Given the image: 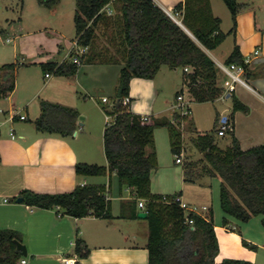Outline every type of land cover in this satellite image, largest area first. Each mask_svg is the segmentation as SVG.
<instances>
[{"label":"trees","instance_id":"16d2710c","mask_svg":"<svg viewBox=\"0 0 264 264\" xmlns=\"http://www.w3.org/2000/svg\"><path fill=\"white\" fill-rule=\"evenodd\" d=\"M38 1L41 6L52 9L61 0ZM223 1L231 11L234 24L230 32H234L237 16L246 4L238 0ZM108 6L113 14L108 13ZM174 13L183 16L179 21L191 34L155 0H76L77 40L80 45L89 47L83 64L122 65L120 86H123L121 103L116 102L111 111L105 107V112L115 116L104 134L108 166L80 162L76 165V173L79 176L115 174L121 189L127 186L134 191L135 200L129 202L130 206H137L140 199L147 201L149 262L146 264H256L237 259L217 263L220 245L213 213H209L208 219L191 213L195 222L193 230L186 223V213L178 202H166L164 195L151 191L152 174L159 166L156 128H168L171 150L175 155L186 152V143L181 130L170 118L155 117L144 121L142 115L131 110L132 79H154L164 65L183 67L191 70L185 73L184 79L195 102H215L226 93L219 83L220 68L207 52L216 49L227 37V33L221 30V18L213 14L211 0H184L175 7ZM101 37L106 39V44ZM227 63L242 65L250 73L237 46ZM41 66L45 74L57 76H73L79 68L70 60L61 64L42 63ZM16 70L15 63L0 68V96H7L15 90ZM127 97L131 101L129 104L124 103ZM231 101L232 116L238 111L250 112L249 106L234 94ZM219 116L214 129L208 132L198 131L191 116L185 118L190 142L203 153V157L184 161V181L198 183L204 177L220 178L223 210L242 221H249L253 216L264 215V144L243 150L235 133L229 131L230 143L225 148L220 147L217 138L221 123ZM79 117L80 112L75 108L43 100L41 115L34 123L41 133L72 136L77 131ZM174 118L182 117L176 112ZM232 119L228 122L233 125ZM21 196L29 206L42 209L60 207L66 215L79 219L90 215L113 218L106 185H78L72 192L58 194L24 190ZM132 214L133 217L138 215L136 210ZM18 241L23 242L22 233L0 229V264H20L23 256L18 251ZM75 246L80 258L89 254L90 249L83 239L78 238Z\"/></svg>","mask_w":264,"mask_h":264},{"label":"crops","instance_id":"0c3cea01","mask_svg":"<svg viewBox=\"0 0 264 264\" xmlns=\"http://www.w3.org/2000/svg\"><path fill=\"white\" fill-rule=\"evenodd\" d=\"M182 1L184 0H155L159 6L175 19L177 18L175 17L174 9ZM238 1L239 3L246 4V7L237 16L236 30L230 32L234 24L232 20V23L227 26L228 28L224 32L227 33L226 39L215 49L225 57V62L215 59L212 55V50H207V52L217 64L218 62L227 63L228 58L237 46L243 58H249L250 60L248 63L250 73L248 74L245 71L243 75L246 84L238 83L235 90L231 93L228 92L231 81L220 70L219 83L226 89V93L214 102V104L222 103L223 105L221 109L217 110V113L220 115V122L223 123L233 118V132L240 140L242 149L248 150L264 144V0ZM211 3L214 12L215 2L212 0ZM107 11L109 14L114 13L111 6L107 7ZM224 19H221L222 25L225 23ZM100 40L104 42L103 44H106L105 38L101 37ZM71 50L72 47L65 53L63 62L68 59ZM256 51H259V53L256 54ZM84 64L82 65L85 67L86 64ZM94 64L97 63L89 65ZM100 65L112 66L113 64ZM119 67L122 69V65ZM167 68L165 69L163 66L154 79H132L130 85V98L132 102L130 103V107L133 112L142 116L147 115L150 118L167 117L170 119L178 112L180 98L183 97L185 99L186 97L185 89H187V86L184 75L191 70L184 69L181 79L180 75L176 73L178 68ZM81 71L82 69H79L73 76H57L54 74L47 76L46 73V81L43 86L35 89L30 98L19 106L17 68L15 90L7 96H0V100L5 105L3 112H1L3 113V117L0 122V229H14L22 233L23 237H27L28 241L23 239V243L28 248V256L32 255L35 259L31 261L23 257V259H26V264H39L37 262L49 258H53L60 264H64V258H74L81 264H146L149 262L147 219H143L146 242H143L145 245L142 244V250H139L140 247L137 246L139 244L137 233L139 232L113 233V231H102L95 236H87L80 229L88 218L100 222H109L108 226H110L115 224V218L125 216L123 214L125 209H128L130 214L134 210L138 214L146 211V208L139 207V200L137 206L133 207L129 205V202L135 200L134 191L127 186L121 189L115 174L79 176L76 173V165L80 162L108 166L104 144V134L107 127L105 107L108 105L103 102V98L107 97L110 101L117 98V96L114 98L107 95L98 96L96 98L98 102L94 103L96 104L95 108L97 112L90 114L88 111L90 109L85 105L87 101L83 99L86 97L83 93L87 91V87L81 80L83 77ZM86 72L84 71V73ZM159 76H162L160 77V81L163 80L162 84L158 81ZM149 82H152V91L155 93L151 100L147 99L150 90ZM110 87L111 89L113 88V86ZM119 88L120 84L116 86V91ZM167 91L169 95H174L173 100L168 97L165 99V103L168 105L166 112L169 111V113L156 112L155 104L157 98ZM179 94L181 96H178ZM233 94L249 106V113L238 111L232 116L231 97ZM136 99L139 101L135 103L133 108ZM37 100H39V107L36 109L34 106L32 111L31 104ZM43 100L60 103L75 108L80 112V117L83 116L84 119L81 120L79 117L78 128L74 135L47 134L41 133L36 129L34 122L41 115V102ZM19 115H26L27 119L22 120ZM92 117H96L97 123L93 122ZM191 118L196 129L200 131L196 126L194 116H192V109ZM4 125L9 127V131H2V126ZM11 129H14L13 134H11ZM229 143L230 141L228 140L227 145ZM154 173L155 171L152 174L151 180V191L154 194L173 195L179 193V191L168 190L167 186L165 187L162 184L163 181H160L162 183L158 184L160 186V190H158L156 188L157 184L154 182ZM182 178L184 181V176ZM82 184L107 186V195L112 203V219L99 218L94 215L79 219L66 215L60 207L42 209L17 201L24 190L58 194L72 192L78 185ZM181 198L184 200L183 194H181ZM114 199H118L121 202L119 206L120 214L117 215L114 213ZM206 207L209 208V206ZM209 213L210 208L204 212L206 217H209ZM132 217L129 216L130 220L136 219ZM35 233H40L42 238L49 237L48 241L50 240V242H52V239L56 240L57 243L54 247L51 243L47 247L49 242H46L44 245L36 244V242H41L37 240L32 242L31 237H35ZM52 233L53 235L51 236ZM65 234L71 239L69 243H64L61 240V237ZM78 238L83 239L90 249L89 254L85 258H80L76 252L75 243ZM95 241H98L99 244H96ZM98 248L100 250L97 251ZM120 257H125V259L120 260ZM22 260L20 264H22Z\"/></svg>","mask_w":264,"mask_h":264},{"label":"rangeland","instance_id":"374dc122","mask_svg":"<svg viewBox=\"0 0 264 264\" xmlns=\"http://www.w3.org/2000/svg\"><path fill=\"white\" fill-rule=\"evenodd\" d=\"M213 1L215 2L213 14L215 13L214 15L221 19L225 18L224 25L221 24V30L225 32L226 28H228L227 26L233 20L231 11L223 0ZM75 12L76 0H61L52 9L41 6L38 0H0V68L5 64H18L17 82L19 84V106L30 98L35 89L43 86L45 83V73L41 63H61L65 58V53L73 47L77 38L74 20ZM175 17L178 20L183 18L179 14H175ZM8 39L12 41L8 42ZM212 55L215 59L225 62V57L215 49L212 50ZM85 64V67L81 65L78 68V71L82 69L81 75L83 77L81 80L87 87V91L83 93L86 97L83 98L82 96V98L87 101L85 105L90 109L88 110L90 114H93L97 112L95 108L96 104L94 103L96 101L98 102L96 99L98 96L107 95L111 98L117 96L118 91H116V86L120 84L121 68L119 64H113L112 66L100 65L103 63L94 65ZM167 67L170 66L164 65L165 69H168ZM185 70H189V68H185ZM84 71L87 72L84 73ZM176 73L182 79L184 68L178 67ZM160 77L162 76H159L158 81L162 84L163 80L160 81ZM149 83L150 90L147 99L151 100L155 93L152 91V82ZM110 86H113V88L111 89ZM185 95V100L189 102L190 108L192 109V116H194L196 126L201 132L212 131L217 124V110L223 107L222 103L195 102L187 89H185ZM166 97L173 100L174 95H169L167 91L157 98L155 104L156 112H166L168 109V105L165 103ZM138 101L137 99L134 101L133 108ZM4 106L0 100V122L3 117L1 110L4 109ZM34 106L36 109L39 107V100L32 102V111ZM166 113H169V111ZM92 120H94V123H97L96 117H92ZM104 121L106 127V118ZM219 124L221 127L222 122ZM2 131H9V127L7 125L2 126ZM168 133V128L164 126L158 127L155 130L156 150L159 154V166L154 173V182L157 184L156 188L160 190L158 184L162 183L160 181H163L162 184L165 187L167 186L168 190L179 191L180 194H183L184 200L192 205L199 207L209 206L210 212L213 213V223L220 245V253L216 257L217 263L225 259H237L256 264H264V215L253 216L249 221H242L234 216L228 215L222 208L220 197L221 179L218 177H204L198 183L184 182L182 178L183 164L176 162L177 155L171 151ZM217 138L222 148L227 146L228 140L230 141L228 135L220 136L218 134ZM185 143L186 152H184L183 161L187 159L197 160L203 157V153H200L192 146L190 134L187 131L185 133ZM120 203L118 199L113 200L114 213L116 215L120 214ZM123 214L125 216L115 218V224L110 226H108L109 222H100L88 218L80 229L87 236H95L102 231H113V233L139 232L137 233L139 236V244L137 246L140 247L139 250H142V244L146 242L145 228L143 226L144 220L138 218V215L137 217H132L136 218L135 220H130L131 218L129 216L133 214H130L128 209H125ZM234 226L236 227L235 229H233ZM43 238L40 233H35V237H31V240L32 242L37 240L41 243L36 242V244L43 245L49 242L47 247H49L50 243L53 247L57 243L53 239L52 242L50 240L48 241L49 237ZM23 239L28 241L27 237H23ZM61 240L64 243L71 241L66 234L61 237ZM95 242L99 244L98 241ZM25 258L31 261L35 259L32 255ZM119 259L123 260L125 257H120ZM37 263L60 264L53 258L44 259Z\"/></svg>","mask_w":264,"mask_h":264},{"label":"built area","instance_id":"2783aa9c","mask_svg":"<svg viewBox=\"0 0 264 264\" xmlns=\"http://www.w3.org/2000/svg\"><path fill=\"white\" fill-rule=\"evenodd\" d=\"M9 42H11V39H8ZM89 47L88 46H82L78 43V40L75 41L71 52L69 53L68 59L75 63L77 66H81L83 64V59L84 56L88 53ZM259 51H256V54H258ZM66 60V61H67ZM245 62L248 64L250 62L249 58L245 59ZM220 68V70L227 76V78L231 81L228 87V92H233L236 88V85L238 83L246 84V81L243 77L245 73V67L236 63H222L218 62L217 64ZM47 76H50V74H47ZM103 102L107 103V108L108 111L113 110L114 106L116 105L117 98L110 101L109 98L104 97ZM130 98L127 97L124 101L125 104H129ZM179 110L178 113L182 118L180 119H175L174 116L171 119V122L175 124L182 132L183 137L185 138V133H186V127H187V122L185 121L186 117L191 116V108L189 102H187L183 97L180 98V104L178 106ZM3 112V110H1ZM107 115V125H111L114 122L115 116L111 114L110 112H106ZM20 119L24 120L27 119L26 115H19ZM144 121H149L150 117L149 116H143ZM228 131H233V125L229 123L228 121H225L221 124L219 135L224 136L226 132ZM14 129H11V134H13ZM184 157V151L181 153V155H177V163H184L183 158ZM84 185V184H82ZM163 200L166 202H171L175 201L178 202L181 206V208L185 211L186 213V223L191 226V228L194 230V218L190 217L191 213H196L201 215L202 217L208 219V217L205 216L204 212L209 210L208 207H199L197 205H191L184 200H182L181 196H175V197H170L168 195L163 196ZM139 207L145 209L146 208V200L140 199L139 200ZM236 227L234 226L233 229ZM64 264H77V260L74 258H64L63 259ZM22 264H26V259L22 260Z\"/></svg>","mask_w":264,"mask_h":264},{"label":"water","instance_id":"95a60500","mask_svg":"<svg viewBox=\"0 0 264 264\" xmlns=\"http://www.w3.org/2000/svg\"><path fill=\"white\" fill-rule=\"evenodd\" d=\"M173 19H174L178 24H180L182 27H184V25L182 24L181 21H179V20H177V19H175V18H173ZM184 28H185V27H184ZM185 29H186V28H185ZM186 30H187V29H186ZM187 31H188V30H187ZM188 32H189V31H188ZM189 33H190V32H189ZM190 34H191V33H190ZM122 91H123V86L121 85L120 88H119V90H118V93H117V104H118V105L121 103ZM80 119L83 120L84 117L81 116ZM81 124H82V123H81ZM75 133H76V132H75ZM17 201H18L19 203L23 202V201H24V197H22V196H21V197H18ZM138 216H139V218L147 219V217H148V213H147L146 211H143V212H140V213L138 214ZM17 244H18V251L20 252L21 256H23V257H27V256H28V248H27V246H26L23 242H21V241H18Z\"/></svg>","mask_w":264,"mask_h":264}]
</instances>
